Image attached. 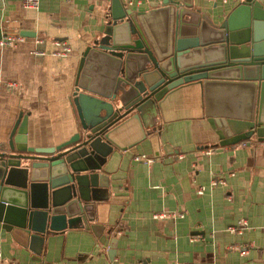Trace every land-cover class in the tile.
Masks as SVG:
<instances>
[{
    "label": "crops",
    "instance_id": "crops-1",
    "mask_svg": "<svg viewBox=\"0 0 264 264\" xmlns=\"http://www.w3.org/2000/svg\"><path fill=\"white\" fill-rule=\"evenodd\" d=\"M120 1L144 13L163 2ZM191 1L220 23L243 0ZM110 7L111 0H40L36 8L0 0V37L34 34L0 47V145L19 117L29 146H56L78 131V67ZM55 39L67 41L68 56L52 55ZM94 70L103 78L101 66ZM133 114L108 133L113 149L97 170L101 192L89 222L96 229L38 235L0 223V264H264V141L219 145L198 83L166 94L153 118ZM240 220L247 226L231 230Z\"/></svg>",
    "mask_w": 264,
    "mask_h": 264
},
{
    "label": "water",
    "instance_id": "water-1",
    "mask_svg": "<svg viewBox=\"0 0 264 264\" xmlns=\"http://www.w3.org/2000/svg\"><path fill=\"white\" fill-rule=\"evenodd\" d=\"M191 83L202 87L219 145L264 141L263 4L243 0L216 23L191 0H163L146 13L111 0L103 34L78 67V131L56 146H29L19 117L0 145V223L38 235L95 230L92 201L101 192L97 170L113 149L110 128L130 113L153 118L166 94Z\"/></svg>",
    "mask_w": 264,
    "mask_h": 264
},
{
    "label": "built area",
    "instance_id": "built-area-1",
    "mask_svg": "<svg viewBox=\"0 0 264 264\" xmlns=\"http://www.w3.org/2000/svg\"><path fill=\"white\" fill-rule=\"evenodd\" d=\"M40 0H22L23 2V6L25 8H36L38 6ZM139 2V0H138ZM131 1H128V4H130ZM24 40V36L22 35H2L0 37V47L4 48V47H16L18 44H20V42H22ZM36 42H41L42 40L39 38L35 39ZM52 44L54 46V50L52 52V55L57 56V57H66L70 54L71 52V47L70 45L67 43L66 40L63 39H55L52 41ZM37 54H42L43 52H38L36 51ZM13 86L15 85L14 83L12 84ZM212 151V148H207L205 150L206 154H210ZM136 159H142V160H146V161H151V159L146 158L145 156H140V157H136ZM218 183L217 181L214 182V184ZM156 217H163L165 216V214H157L155 215ZM179 216H182V214H179ZM247 226V222L245 220H240L239 224L237 226H234L231 228V230L233 231H239L241 230V228Z\"/></svg>",
    "mask_w": 264,
    "mask_h": 264
}]
</instances>
